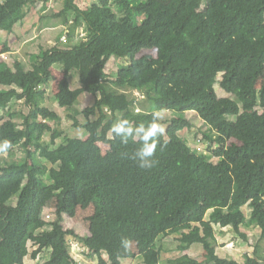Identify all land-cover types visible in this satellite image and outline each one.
Listing matches in <instances>:
<instances>
[{
  "label": "trees",
  "instance_id": "1",
  "mask_svg": "<svg viewBox=\"0 0 264 264\" xmlns=\"http://www.w3.org/2000/svg\"><path fill=\"white\" fill-rule=\"evenodd\" d=\"M38 1L0 0V30L13 32L27 16L24 10ZM165 1L97 0L87 14L75 0H65L64 9L78 16L67 29L65 45L33 55L30 68L20 60L0 68V112L7 116L0 122V143L10 144L0 153L11 158L0 162V264L20 256L15 263L26 264V257L36 259L44 250L49 251L44 264H82L72 254L70 235L98 264H121L137 256L143 264H159L165 249L160 238L174 234L178 251L185 253L171 258V264H264L257 254L246 253L243 261L223 257L208 243L213 225L231 226L244 240L246 228L258 227L264 239V159L254 161L249 155L256 147L264 154V83L258 85L264 69V0L252 5L254 0H208L206 9L203 0ZM240 15L258 16L255 34L239 29ZM97 16L107 30L98 29L93 21ZM81 27L86 37L74 41ZM144 49H156L157 56L140 55ZM83 54L92 63L74 91L70 86L82 71ZM115 57L126 61L113 84L107 81L106 67ZM58 64L63 78L57 98L73 108L72 94L89 93L97 118L75 122L87 138L66 135L54 147L41 129L49 121H62L46 105L47 88L56 78L52 68ZM217 83L236 99L220 97ZM7 97L23 100L28 113L16 111ZM164 111H192L217 121L223 132H233L231 143L211 128L204 133L212 155L230 164L231 177L224 165L209 160L180 135L192 128L189 118L174 116L164 122L159 115ZM154 116L161 127L168 123L160 137L166 147L158 145L153 168L140 169L129 158L139 145L121 144L110 129L120 119L135 125ZM100 143L109 145L106 153ZM17 146L24 149L21 158H13ZM16 194L17 205L3 209ZM47 194L56 197L55 219L43 215ZM92 204L89 234L80 236L64 226L66 215L73 217L79 206ZM198 243L201 257L186 253Z\"/></svg>",
  "mask_w": 264,
  "mask_h": 264
},
{
  "label": "rangeland",
  "instance_id": "2",
  "mask_svg": "<svg viewBox=\"0 0 264 264\" xmlns=\"http://www.w3.org/2000/svg\"><path fill=\"white\" fill-rule=\"evenodd\" d=\"M97 0H75V3L81 7L84 11H86L87 14H89L91 11V6L93 3H95ZM165 1V0H164ZM50 2V3H49ZM165 2H169V0H166ZM258 0H254L250 2V5L257 4ZM208 4V0H203L202 9H206ZM65 0H50L48 2L38 1L34 5H29L26 10V17L24 18L25 27L23 28V31L20 30V36L22 40L26 39L27 42H25L24 46L21 45L19 47V50L16 48H12V50L8 47H6L8 50L6 53H4V62L5 64H2V68L5 67H13L16 60L23 61L27 68L32 67V56L38 55L42 50H46L56 44H61L64 46L65 43L64 39L62 37L67 33V29L69 28V25L76 21L77 13L74 12L72 9H64ZM56 13H62L61 17L54 16ZM92 16V15H91ZM135 22L140 23L142 20L141 17L136 16ZM95 19V20H94ZM93 21L96 22L98 29L100 31L107 30V25H105L103 19L99 16L94 17ZM238 19H241V24L239 25V29L245 30L246 32L250 34H255L256 31L259 28V19L258 16L255 15H240ZM18 24V23H17ZM195 24V21L192 23V25L189 27L191 29L193 25ZM48 26V28H45L43 31H38L39 27ZM16 26V25H15ZM5 32L8 33V36L11 35V32L9 30H6ZM37 33V34H36ZM5 33H3L4 35ZM34 35H36L34 38ZM83 37H86V32L83 27L81 29L76 31L75 40H79ZM61 38V39H60ZM5 39V35L2 38ZM30 39V40H29ZM32 43V44H31ZM3 49V46L2 48ZM15 49V50H14ZM20 51V52H18ZM144 54H152L154 56H157V50L156 49H144L140 55ZM83 60V66L82 71L80 75H75L73 77V81L71 83V88L74 91H77L80 89L81 81L83 78H85L86 74H88L90 67H91V60L88 58L87 55L83 54L82 56ZM125 59L121 58H112L106 67V71L108 73L107 81L110 83L116 84L118 82V71L122 63H125ZM61 65H55L53 72L55 74V80L52 81L48 89V97L46 105H48L51 109L56 110L62 117L61 123H56L54 121H49L46 126H44L41 129V133L43 135L44 140L50 141L54 147H57L61 142H63L64 137L66 135L70 137H81V138H87L88 133L84 128H77L75 127V122H86L90 120H94L97 118V115L95 111H93L92 103H93V96L89 93L85 94H72V100L76 99V103L74 104L73 108H69L66 106V103L63 99L57 98V92H58V82L63 78V71H61L60 68ZM62 72V73H61ZM221 77V76H220ZM264 83V69L260 74L259 77V83L258 85L261 86V84ZM2 85L0 84V87ZM3 87V86H2ZM216 91L220 97H230L236 99V96L232 93H228L225 91L219 83L215 85ZM139 95V93H136ZM9 104L16 109L19 113L24 112L28 113L29 107L25 105L23 100H18L16 97L11 98L7 97ZM74 109L78 111V114L74 112ZM160 117L164 120V122L169 121L174 116H183L185 118H189L193 122V126L190 129L183 130L180 135H182L192 146L196 144L195 148L199 152H203L207 158L211 161H213L215 164L224 165L225 167V173L229 177H231V166L230 164L222 157H215L212 155V152L208 149V142L205 140L204 133H210L211 128L213 132L217 131L224 135L227 139L228 143L235 142V138L233 136V132H223L221 129H219L218 123L215 120H204L199 115H197L195 112L188 111L185 113L175 112V111H164L159 112ZM0 122L5 120L7 118L4 111L0 112ZM16 121L18 123L22 122V118L17 117ZM168 123L164 124L162 127L166 129ZM200 140V141H199ZM103 152L106 153L109 149L108 144L100 143ZM198 147L204 148V151L199 150ZM210 152V153H209ZM24 155V149L21 146L16 147V151L13 155V158H21ZM249 155L252 160H263L264 154H261L260 149L253 148L250 150ZM6 159H11L9 156V153L4 152L0 153V162ZM43 195H40L39 201H41ZM44 201H42L43 204V212L44 217L46 218V214L50 213L52 215V219H55V215L53 213V207L56 203V197L52 194H47L44 197ZM19 200V194H16L12 196V198L8 201V203L4 204L2 207L3 209L16 206ZM245 211L248 215V217L251 214V208L249 206L245 207ZM94 213V205H90L88 208H82L78 207L77 213L75 216H65L64 220V226L67 229H72L80 236H85L89 234L90 232V216ZM37 222V221H36ZM38 223V222H37ZM248 230V239L244 240L241 238L240 235L233 234L231 237L233 239H237L239 242L237 246H235L234 243H230L229 245L232 246L230 248L235 249V252H228L225 250L226 248L222 249L226 244V240H228L226 237H221L218 232V228L213 225L212 226V235L208 239V243L211 247H216L217 253L223 257H229L236 260L243 261L245 254L248 253L250 255H259L261 256L260 259L264 260V239L260 238L259 229L256 227H250L246 228ZM227 232V231H225ZM230 236V235H229ZM71 247H72V254L76 259L82 262V264H98V260L96 257H87L86 254V248L80 244V242L75 238L74 236L70 235L68 236ZM161 243L163 244V247L165 248L162 255V260L159 264H171L170 259L177 257L178 255H181V252L178 251L177 246L179 244L178 235H170V236H162L160 238ZM227 243V244H228ZM77 244V245H76ZM84 248V250H81ZM221 248V249H220ZM34 246L31 247V251H33ZM134 250L138 252L136 246L134 245ZM256 251V252H255ZM186 253H188L191 256L194 257H201L203 254V246L198 243L192 246ZM49 258V251L44 250L40 256L36 259L32 258L31 256L26 257V264H44ZM22 257H17L16 259L13 257H9L6 259L5 264H17L15 261L21 260ZM121 264H143L142 258L137 256L136 258H129L124 259Z\"/></svg>",
  "mask_w": 264,
  "mask_h": 264
},
{
  "label": "clouds",
  "instance_id": "3",
  "mask_svg": "<svg viewBox=\"0 0 264 264\" xmlns=\"http://www.w3.org/2000/svg\"><path fill=\"white\" fill-rule=\"evenodd\" d=\"M110 131L113 138L118 139L123 145H127L129 141L139 145L129 158L140 169L153 168L158 145L161 150L166 147V144L160 143V137L165 134L166 129L156 122L155 116L150 122L135 125L126 118L120 119L111 126ZM8 148L10 144L7 141L0 143V151H7ZM122 244L127 248V241H122Z\"/></svg>",
  "mask_w": 264,
  "mask_h": 264
},
{
  "label": "crops",
  "instance_id": "4",
  "mask_svg": "<svg viewBox=\"0 0 264 264\" xmlns=\"http://www.w3.org/2000/svg\"><path fill=\"white\" fill-rule=\"evenodd\" d=\"M25 25V22L24 21H22V22H20V23H18V24H16V26L14 27V30H13V32H11V35H9L8 36V33L7 32H5L6 30H0V68L2 69V64H5L4 62H2V61H4V53H6L8 50H5V49H7L6 47H8V48H10L11 50H12V48H16V49H18L19 50V47L21 46V45H23L24 46V44H25V42H27V40L26 39H24V40H22L21 39V37H18V36H20V30H22L23 31V28L25 27L24 26ZM45 28H48V26H45L44 25V28L43 27H39L38 28V31H40V33H41V31H43ZM3 33H5L4 35H5V39L3 40L2 38H3ZM37 34V33H36ZM36 35H34L33 37H31V38H34ZM30 40V39H29ZM32 44V43H31ZM2 46H3V49H1L2 48ZM15 50V49H14ZM18 52H20V51H18ZM53 69H54V67H53ZM62 71V70H61ZM62 73V72H61ZM1 88V87H0ZM47 102V101H46ZM217 228H218V232H219V235L223 238V237H228L227 239L228 240H226V245L225 246H221V247H223L222 249H224V248H226L225 250H227L228 252H235L236 250L235 249H232V248H230V247H232V246H230L229 245V241H231L230 243H234L235 244V246H237V244L239 243L238 241H237V239H233L231 236L233 235V234H235V235H237L236 234V232H234L233 231V229H232V227L231 226H228V227H222V226H220V225H215ZM225 231H227V232H225ZM260 232H261V230L259 229V234H260ZM233 233V234H232ZM230 235V236H229ZM228 243V244H227ZM221 249V248H220ZM87 257H89V256H87ZM232 258H234V257H232ZM132 259V258H131ZM122 262H123V260H122ZM25 263H26V259H25Z\"/></svg>",
  "mask_w": 264,
  "mask_h": 264
},
{
  "label": "built area",
  "instance_id": "5",
  "mask_svg": "<svg viewBox=\"0 0 264 264\" xmlns=\"http://www.w3.org/2000/svg\"><path fill=\"white\" fill-rule=\"evenodd\" d=\"M62 39H64V41H67V37H66L65 35L62 37ZM136 110H137V112L140 111V109H136ZM199 141H200V140H199ZM195 146H196V144L193 145L194 148H195ZM198 149L203 151V148H201V147H198ZM46 217H47V218H50V217H51V214L48 213V214L46 215ZM80 244H81V243H80ZM76 245H77V244H76ZM81 245H82V244H81ZM82 246H83V245H82ZM81 250H84V248H82Z\"/></svg>",
  "mask_w": 264,
  "mask_h": 264
}]
</instances>
